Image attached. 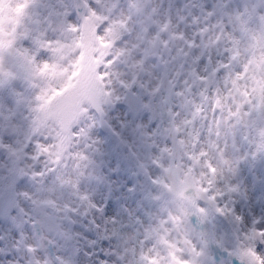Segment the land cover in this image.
Returning <instances> with one entry per match:
<instances>
[{
  "label": "snow or ice",
  "instance_id": "snow-or-ice-1",
  "mask_svg": "<svg viewBox=\"0 0 264 264\" xmlns=\"http://www.w3.org/2000/svg\"><path fill=\"white\" fill-rule=\"evenodd\" d=\"M0 264H264V0H0Z\"/></svg>",
  "mask_w": 264,
  "mask_h": 264
},
{
  "label": "rangeland",
  "instance_id": "rangeland-1",
  "mask_svg": "<svg viewBox=\"0 0 264 264\" xmlns=\"http://www.w3.org/2000/svg\"><path fill=\"white\" fill-rule=\"evenodd\" d=\"M112 143L110 142L108 145H106V147H108V148H112Z\"/></svg>",
  "mask_w": 264,
  "mask_h": 264
}]
</instances>
